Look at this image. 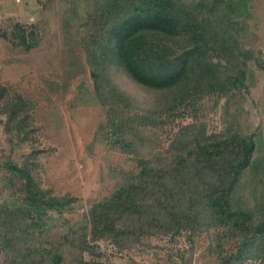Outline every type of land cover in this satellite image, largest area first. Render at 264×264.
Returning <instances> with one entry per match:
<instances>
[{"label":"trees","instance_id":"16d2710c","mask_svg":"<svg viewBox=\"0 0 264 264\" xmlns=\"http://www.w3.org/2000/svg\"><path fill=\"white\" fill-rule=\"evenodd\" d=\"M247 2L66 0L87 29L80 40L100 107L91 142L114 144L134 165L120 168L112 191L68 223L60 240L14 254L11 264H113L101 257L100 240L122 251L183 236L192 248L203 234L218 264L264 262V149L254 152L255 126L242 116L249 68L260 60L246 44ZM16 31L25 48L38 43L33 30ZM112 68L152 96L141 101L124 90ZM11 105L12 127L22 128L23 102ZM220 107L222 126L208 130L204 112ZM5 165L23 178L16 208L29 222L16 239L39 241L51 212L73 210L77 197L39 186L25 163Z\"/></svg>","mask_w":264,"mask_h":264},{"label":"rangeland","instance_id":"374dc122","mask_svg":"<svg viewBox=\"0 0 264 264\" xmlns=\"http://www.w3.org/2000/svg\"><path fill=\"white\" fill-rule=\"evenodd\" d=\"M247 1L246 44L260 60L249 68L242 116L248 128L255 126L254 152H258L264 149V0ZM65 5L66 0H0V264H11L14 254L34 245L60 240L68 223L112 191L119 182L120 168L134 165L131 156L114 144L91 142L100 107L92 98L93 79L80 40L87 29L78 25L79 12ZM17 26L33 30L38 43L22 46ZM109 74L139 100L152 96L122 71L112 68ZM15 97L23 102L26 115L19 129L12 127L13 116L8 115ZM223 117L221 107L204 112L207 129L218 130ZM181 120L191 121L189 117ZM155 133L159 140L166 137L164 129ZM7 160L25 163L38 185L52 193L69 191L77 197L73 210L51 212L55 219L47 220L51 226L39 241L16 239L15 230L20 231L21 223L29 220L16 208L22 201L23 178L13 177L5 165ZM98 243L101 257L113 264H218L204 234L194 239L192 248L183 236L172 243L160 238L150 247L122 251L108 240ZM243 264L264 262L249 259Z\"/></svg>","mask_w":264,"mask_h":264}]
</instances>
